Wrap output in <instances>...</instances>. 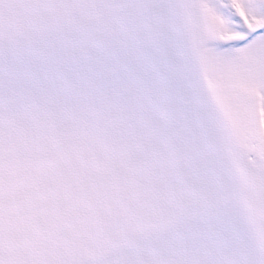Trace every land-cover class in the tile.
I'll return each instance as SVG.
<instances>
[{
    "label": "snow or ice",
    "instance_id": "1",
    "mask_svg": "<svg viewBox=\"0 0 264 264\" xmlns=\"http://www.w3.org/2000/svg\"><path fill=\"white\" fill-rule=\"evenodd\" d=\"M0 264H264V0H0Z\"/></svg>",
    "mask_w": 264,
    "mask_h": 264
}]
</instances>
